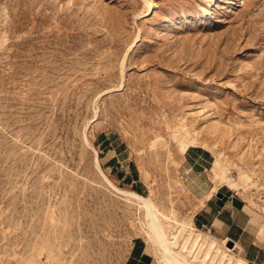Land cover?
Returning a JSON list of instances; mask_svg holds the SVG:
<instances>
[{
	"label": "rangeland",
	"instance_id": "obj_1",
	"mask_svg": "<svg viewBox=\"0 0 264 264\" xmlns=\"http://www.w3.org/2000/svg\"><path fill=\"white\" fill-rule=\"evenodd\" d=\"M146 1L0 0V264H124L148 242L92 148L187 223L222 153L264 248V0ZM181 125L212 155L202 174Z\"/></svg>",
	"mask_w": 264,
	"mask_h": 264
},
{
	"label": "bare ground",
	"instance_id": "obj_2",
	"mask_svg": "<svg viewBox=\"0 0 264 264\" xmlns=\"http://www.w3.org/2000/svg\"><path fill=\"white\" fill-rule=\"evenodd\" d=\"M145 3L149 10L153 8L150 2L146 1ZM175 137L178 143L177 156L180 158L185 159L186 153L191 147H200L208 151L207 145L201 142L198 135L192 134L184 125L175 131ZM87 143L89 144L88 141ZM92 149L97 171L102 175L109 188L116 195L134 204L137 210L143 214V232L146 235L147 243L156 251L160 264H247L242 256L228 250L226 240H220L213 234L198 229L193 221L187 223L177 219L174 211L170 214L162 211L154 201L152 194L144 196L137 191L118 187L104 172L98 151L95 148ZM214 158L211 172L215 186L206 195L205 201L217 194L223 184L231 190L238 192L244 190L240 184L230 177L224 176L223 154L214 152ZM205 201L201 205L204 206Z\"/></svg>",
	"mask_w": 264,
	"mask_h": 264
},
{
	"label": "crops",
	"instance_id": "obj_3",
	"mask_svg": "<svg viewBox=\"0 0 264 264\" xmlns=\"http://www.w3.org/2000/svg\"><path fill=\"white\" fill-rule=\"evenodd\" d=\"M185 157L192 168L201 169L200 174L212 160L211 153L200 147H191ZM118 163L119 160H114L109 165L110 170L116 171L117 179L135 183L133 174L119 169ZM206 186L207 183L204 182L198 190L206 194L209 192ZM221 189L220 187L219 191ZM221 193V198L212 197L205 201V205L195 216L196 226L206 228L220 240L233 241L242 251L247 264H264V248L256 242L254 224L245 201L237 193H232L231 189ZM124 264H153V256L143 238H136L132 242Z\"/></svg>",
	"mask_w": 264,
	"mask_h": 264
},
{
	"label": "water",
	"instance_id": "obj_4",
	"mask_svg": "<svg viewBox=\"0 0 264 264\" xmlns=\"http://www.w3.org/2000/svg\"><path fill=\"white\" fill-rule=\"evenodd\" d=\"M219 198H221L223 195H222V193H218V195H217ZM233 245L231 244V247H232Z\"/></svg>",
	"mask_w": 264,
	"mask_h": 264
}]
</instances>
